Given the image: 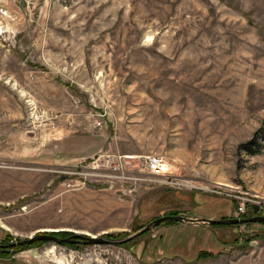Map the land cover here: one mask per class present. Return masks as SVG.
I'll list each match as a JSON object with an SVG mask.
<instances>
[{"label":"rangeland","instance_id":"374dc122","mask_svg":"<svg viewBox=\"0 0 264 264\" xmlns=\"http://www.w3.org/2000/svg\"><path fill=\"white\" fill-rule=\"evenodd\" d=\"M263 136L264 0H0V241L264 216ZM164 222L0 264H230L264 242V222Z\"/></svg>","mask_w":264,"mask_h":264},{"label":"water","instance_id":"95a60500","mask_svg":"<svg viewBox=\"0 0 264 264\" xmlns=\"http://www.w3.org/2000/svg\"><path fill=\"white\" fill-rule=\"evenodd\" d=\"M255 210H259L258 206H255ZM170 220H178L182 222L187 223H199V224H210V225H230V224H248L251 222H264V216H253L249 218H232V219H213V218H192L187 216H163L158 219H155L151 221L149 224L145 225L138 231L123 237V238H111L106 236H98V235H74L75 237H67V238H61L53 234H46L42 233L43 231H39L35 234L30 235V237L26 239L19 240L18 242L9 243L7 245H1L0 246H6V247H13L15 245H29L35 241H50L57 244H67V243H74L79 241L78 238H80V242L87 243V244H123L126 243L146 231L150 230L153 227H156L160 223L164 221H170Z\"/></svg>","mask_w":264,"mask_h":264},{"label":"trees","instance_id":"16d2710c","mask_svg":"<svg viewBox=\"0 0 264 264\" xmlns=\"http://www.w3.org/2000/svg\"><path fill=\"white\" fill-rule=\"evenodd\" d=\"M264 137V136H263ZM260 148H261V143H260V140L258 139V137L256 136L255 138L251 139L250 141L248 142H245L243 144L240 145V149L242 150H245L247 152H255V151H260ZM234 207H237V205L233 202H229L226 204V209L224 210L223 213L225 212H229L232 208ZM221 206L219 207H214V209L212 210L214 213H218L220 212L219 210L217 209H220ZM214 215H218V214H214ZM178 216V215H177ZM221 216V215H220ZM245 216V215H244ZM234 218V217H232ZM232 218H226V216L223 217V214H222V219H232ZM179 221L178 220H170V221H166L164 223H168V224H171V223H176ZM238 225V224H237ZM148 232V231H147ZM146 232V233H147ZM2 233V229L0 228V235ZM45 233H48V232H45ZM49 234H53V235H56V236H59L61 238H66V237H69L71 235H73L71 232H68V231H58V232H51ZM107 237H111V238H114V237H117V235L115 234H107L105 235ZM13 240V237L10 233H7L4 238L0 241V244L4 245V244H9L11 243ZM36 243V245H40L42 244L43 242L42 241H35L33 242V244ZM129 242L125 243V244H128ZM124 244V245H125ZM31 245V244H30ZM71 245H76V244H71ZM27 245H17L15 247H9V248H5L3 246H0V259L2 258H10L16 251L20 250V249H23L24 247H26ZM205 248L203 247V250H201L199 252V255L198 257H211V256H214V255H218L216 254L215 252L212 251H209V250H204ZM218 253H221V252H218Z\"/></svg>","mask_w":264,"mask_h":264},{"label":"built area","instance_id":"2783aa9c","mask_svg":"<svg viewBox=\"0 0 264 264\" xmlns=\"http://www.w3.org/2000/svg\"><path fill=\"white\" fill-rule=\"evenodd\" d=\"M96 127H101L102 122L100 120L95 122ZM164 160L160 156L157 155H150L146 157L145 160V166L147 170L151 173L152 176L154 177H159V176H165V171L164 170ZM124 171L121 172V174L124 176ZM247 211L246 204L245 202H240L238 207H237V214H245Z\"/></svg>","mask_w":264,"mask_h":264},{"label":"crops","instance_id":"0c3cea01","mask_svg":"<svg viewBox=\"0 0 264 264\" xmlns=\"http://www.w3.org/2000/svg\"><path fill=\"white\" fill-rule=\"evenodd\" d=\"M247 259L249 264H264V242L253 244L252 253L245 254L243 258L241 257L235 262H231L230 264H242Z\"/></svg>","mask_w":264,"mask_h":264},{"label":"bare ground","instance_id":"6f19581e","mask_svg":"<svg viewBox=\"0 0 264 264\" xmlns=\"http://www.w3.org/2000/svg\"><path fill=\"white\" fill-rule=\"evenodd\" d=\"M163 166H164V170H168V168L166 167L167 165H164V164H163Z\"/></svg>","mask_w":264,"mask_h":264}]
</instances>
